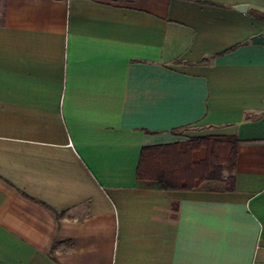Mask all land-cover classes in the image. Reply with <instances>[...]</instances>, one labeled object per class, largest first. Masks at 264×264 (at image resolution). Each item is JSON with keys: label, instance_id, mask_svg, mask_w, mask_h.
I'll return each instance as SVG.
<instances>
[{"label": "crops", "instance_id": "obj_1", "mask_svg": "<svg viewBox=\"0 0 264 264\" xmlns=\"http://www.w3.org/2000/svg\"><path fill=\"white\" fill-rule=\"evenodd\" d=\"M251 10L264 0H0V264H264ZM204 135L240 140L234 189L137 180L143 146Z\"/></svg>", "mask_w": 264, "mask_h": 264}, {"label": "trees", "instance_id": "obj_2", "mask_svg": "<svg viewBox=\"0 0 264 264\" xmlns=\"http://www.w3.org/2000/svg\"><path fill=\"white\" fill-rule=\"evenodd\" d=\"M249 14L264 19V12ZM239 142L234 135H204L143 146L136 178L162 190H194L210 182H222L223 190H232Z\"/></svg>", "mask_w": 264, "mask_h": 264}, {"label": "water", "instance_id": "obj_3", "mask_svg": "<svg viewBox=\"0 0 264 264\" xmlns=\"http://www.w3.org/2000/svg\"><path fill=\"white\" fill-rule=\"evenodd\" d=\"M233 8L239 12H246L247 10V4H238V5H234ZM251 41L255 42V43H262L264 42V37L262 35H256L253 36L251 38Z\"/></svg>", "mask_w": 264, "mask_h": 264}]
</instances>
